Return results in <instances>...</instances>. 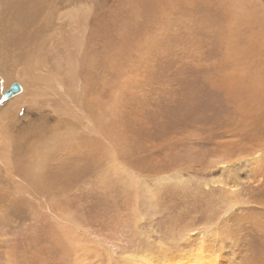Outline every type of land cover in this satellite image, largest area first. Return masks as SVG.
I'll use <instances>...</instances> for the list:
<instances>
[{"label": "rangeland", "instance_id": "374dc122", "mask_svg": "<svg viewBox=\"0 0 264 264\" xmlns=\"http://www.w3.org/2000/svg\"><path fill=\"white\" fill-rule=\"evenodd\" d=\"M6 2L2 6L0 0V98L14 83L21 84L25 98L16 119L11 117L17 124L0 134L5 137L0 146V264H14L11 255H23L36 233L50 246L47 250L63 253L66 243L54 236L57 226L44 216L49 199L80 219L84 230L106 237L121 234L136 242L149 236L156 246V238L171 237L170 231L189 212L198 215L204 206L196 198L218 205L222 190L214 179L224 180L227 188L243 182L249 188V179H240L244 161L234 159L224 170H207L215 135L234 132L241 143L243 139L242 150L262 154L261 185L247 194L264 202V0H242L240 6H233L234 0H157L161 6L155 7L152 0H46L42 13L27 12L31 19L24 18L21 0ZM46 14L50 17L44 18ZM24 28L32 30L26 35L31 39L26 48L16 49V33ZM191 95L200 96V108L206 106L208 117L182 112ZM94 99L103 100L101 111L96 102L88 110L87 100ZM9 100L1 101L0 110ZM34 103L40 112L32 108ZM54 126L66 137L55 146L50 138ZM46 140L51 141L52 157L43 173L33 169L28 156ZM113 145L124 152L127 166L141 181L137 198L114 173L115 162L108 158ZM178 165L182 167L173 169ZM52 170L70 175L61 185L45 179ZM146 189L154 190V209L141 199ZM135 213L144 217L136 226ZM150 213L157 214L158 232L145 224ZM116 220L124 227L105 224ZM249 240L250 252L258 249L263 256L264 236ZM14 249L21 251L16 254Z\"/></svg>", "mask_w": 264, "mask_h": 264}, {"label": "bare ground", "instance_id": "6f19581e", "mask_svg": "<svg viewBox=\"0 0 264 264\" xmlns=\"http://www.w3.org/2000/svg\"><path fill=\"white\" fill-rule=\"evenodd\" d=\"M3 1H5L4 3H7L6 0H2V3H3ZM45 1L46 0H21L20 9H21V12L24 14V18H30L31 17V15H29L27 12L36 11L37 13H39V12L42 13V9H43V5H44ZM234 1H235L234 2L235 4H233V6H240V3L242 0H238V1L234 0ZM4 3L2 6L6 5ZM152 3H153V6H154V4H156L157 6H159V5L161 6V3H158L157 0H152ZM168 3H170V2H168ZM14 6H15V4H14ZM170 6H172V5H170ZM50 8H52V7H50ZM9 15H11V14H9ZM17 17H19V16L17 15ZM45 17L47 18L50 16L48 14H46V16H44V18ZM37 19H38V17H37ZM8 20H10V19H8ZM12 20H13V17H12ZM26 20H28V19H26ZM67 20L71 23L72 19H70V17H69V18H67ZM6 22H7V20H6ZM34 22H35V20H34ZM161 22H163V21H161ZM25 23L26 22L21 24V26H25ZM30 31H32V30H30V28L29 29L24 28L20 32L18 30V32L16 33V38H18V39L16 42H14L12 47H15L16 49H19V48L23 49L22 47L24 45V47L26 48L25 44H28L30 39H31V36L28 37L29 35L28 36H26V35L30 34ZM10 32H11V30H10ZM140 35L141 34L139 32V36ZM0 37H1V35H0ZM44 42L45 41L43 40L42 42L40 41V43H39L41 50H44V47H43ZM19 51H21V50H19ZM30 51H31L30 48L27 49V52H30ZM29 55L30 54H27L26 57H28ZM37 62H39V61H37ZM86 63H88L87 66L90 65L89 60H87ZM124 74H125V72H124ZM124 77H125V81H127L129 79L128 78L129 74L128 75L125 74ZM20 85L17 83V86L19 87L20 91L15 92V93H18V96L20 95L19 98L11 99L13 96L7 98L10 100L8 101L7 105L4 106V108H2L0 110V134H2V129L7 128L9 126V124H11V125L14 123H15V125L17 124V122L13 121L11 119V117H14V119H16L17 113L19 112V109H20L18 107L21 105V103H23V102H21L20 99L22 97L25 98L23 88ZM86 87H87V84L84 85L82 88L83 96L87 92L86 91L87 89H85ZM58 89L62 90L63 88L58 87ZM6 91H4V92H6ZM199 97L200 96L191 95L190 101L183 106L182 112L183 111H190L194 114V116H196V113L199 112L200 117L204 116V115H206L208 117L207 111L205 110L206 106L203 109L200 108V98ZM0 101H1V98H0ZM101 101L95 100V99H94V102H93V100H87V102H88L87 104L89 107L88 110H93L94 103L96 102L98 109H100L99 111H101V103L104 104L102 99H101ZM246 102H248V101H246ZM31 105H33L32 108H34L37 112H40L41 109L39 106H37L35 103L31 104ZM50 105L51 104H47L48 107H50ZM29 108L31 109V107H29ZM211 112H213V111H211ZM99 114L102 116L101 112H99ZM12 115H14V116H12ZM215 116H217V114H215ZM52 118L54 120L55 116H52ZM200 121H201V119H200ZM247 127H248V125H247ZM247 127H245V128H247ZM57 129L58 128H56L54 126V130H53L51 137H50L53 140L52 142L48 141V140H46L44 142L40 141L41 143L39 142L40 144H37L36 149H33L34 151L31 153L30 156H28V158H30V163L33 164L34 170L35 169H38L40 171L42 170L43 173L46 170L47 165H48V161L52 157V153L50 151L51 146L49 145L50 142L52 143V145L54 144V146H55V145H57V141H60L59 140L60 138H62L63 140H66L65 135H63V136L58 135V133L56 132ZM5 130H7V129H4V131ZM232 130L233 129H231V131ZM235 130H236V128H235ZM38 131H40V130H38ZM247 132L248 131H246V135H247ZM44 136L38 135V136H36V138L40 139ZM224 137H228V138H224ZM36 138H34V139L36 140ZM4 142H5V137L0 135V146L4 145L5 144ZM212 142H214V143H211V146H216V148H213V151H214L213 155H212V152H210L211 155L209 156L207 161L208 162L211 161V162L209 163V165H207V170L208 169L212 170V171L213 170H219V169L224 170L226 166L232 165L235 162V160L240 161V162L244 161L245 164L243 165L242 175H240V177L241 176L242 177L245 176V177L244 178L241 177L240 179L243 181H245L246 179H249V180H247V181H249V184H247L249 188L248 189L244 188L243 183H245V182H243V183L241 182L242 184L240 185V187L236 184L233 187V189L229 188V187L227 188L226 182L224 180L222 181L221 179H219V180L214 179V183L221 185V190H222V192H221L222 195L219 196L218 202H216L218 205H216V206H214V204L209 205V202H207V201L203 202L202 199L196 198L195 201L200 202L204 207H201L197 216H192V215L190 216L189 215L190 212H189L184 219H182V220L180 219V221L177 223V226L173 227L174 229L172 231H170L171 237H168L167 234L164 235L165 237H162V238L161 237L156 238V236H155V238H156V244L155 245L156 246H153L154 244H153L152 240H150V238L147 234L146 235L148 236V238L144 237V239H141V242H136L133 239H132V241H129V240L127 241L126 239H124L121 236V234H119V236H110V235L108 236L107 235V237H106V236H103V234L99 231H95L93 229H89V230L82 229L83 228L82 223L78 222V220H80V219H76L72 214L63 210L65 207H63V206L59 207L57 205L55 199H49L44 206V210L46 211V214L44 216L47 217L46 219L49 218L50 222H52V224L57 226V229L53 230L56 233L54 236L59 238L61 242L66 243V245H65L66 248L63 249L62 250L63 253H60V254H59V250L57 249L56 254H55L54 252L47 250V248H49L50 246L46 245V243L43 244L42 239H37V233H36L34 241L29 240L28 247L25 249L26 252L23 251L24 252L23 255H21V253H20V257H13V255L15 253L11 255L12 260L14 259V261H15L14 264H264V255L259 256L260 251L258 249L257 250L255 249V252H250L251 249L249 250V243H250L249 239L250 238H252L256 234H260L261 236H264V202L262 200L258 201V199H256L253 195L248 196V194H247V191H250V192L254 191V189L258 188L261 185V182H262L261 180L263 179V174L261 173V171H262L261 167L262 166L260 163L262 154H260L259 152H256V150L254 151V149L252 152H251V150L249 152L250 148L242 150L241 148H243L242 147L243 146V139H242V143H241L240 142V135H237L234 132L227 133L223 136L215 135L212 139ZM53 150L55 152L60 151V149L57 147L54 148ZM260 151H261V149H260ZM58 153H60V152H58ZM204 153H206V152H204ZM44 156H45V159H44ZM124 156H125L124 152L122 150L118 149L117 147H115L114 145L111 148V150H109V152H108V158L111 161V163H113V161L115 162V168H113L114 173L117 174L119 177L123 178L128 183V186L132 190V194H134V197L137 198L138 192L139 193L141 192V189L138 186L141 184V181L136 178V174L133 171H131L130 168L127 166ZM70 159L71 158H68L65 161H70ZM39 162H40V165L38 167ZM56 163H57V161H51V164L52 165L55 164L54 165L55 167H56V165H58ZM0 164L2 165L1 159H0ZM233 166H235V165H233ZM178 167H182V166L178 165V166H175L173 169L177 170ZM186 167L188 168L189 166L186 165ZM202 170H203V168H202ZM225 172H227V171H225ZM60 173L61 174L57 175L55 170L54 171L52 170V174L50 173L51 175L45 174V176L44 175L43 176L45 177V179L53 180L56 183L58 182V184L62 185L66 181V179L70 175V173L67 172V176L62 171H60ZM196 174H198V173H196ZM229 179H230V177H229ZM237 180H238V178H237ZM160 181H162V180H160ZM201 181L202 180H200V182ZM41 182H43V181H41ZM201 184H203V183H201ZM215 186L216 185H214V187ZM225 186L227 189L224 188ZM201 189L202 188L200 187V190ZM200 190H198V192ZM206 192H209V191H206ZM153 193H154V190L146 189L141 194V199L144 198V199L148 200V206L147 207H149L150 209L151 208L154 209V207H152L153 203H154V198L152 196ZM192 193H194V192H192ZM212 194H214V193H212ZM208 197H210V196H208ZM45 198H46V196H45ZM188 198L193 199L194 197H188ZM192 203H194V202H192ZM54 205H56V207H54ZM188 205L189 204L186 205L187 209L189 208ZM194 208H196V207H194ZM53 209H54V211L52 212ZM197 210H198L197 208L194 209L192 211V214H196ZM165 211H166V209H165ZM181 212H183V211H181ZM178 213H177V215H178ZM135 214L137 216V219L135 218L136 223H134V225L136 226V224L137 223L139 224L140 221L144 222V217L138 213H135ZM156 215L153 214L151 216L152 218L148 221L149 223L145 222V224L148 225L149 231L151 230L150 232H152V231L158 232V228H157L158 225L157 226L155 225L157 222H154V220H157L155 218ZM183 215H182V217H183ZM116 218H117V216H116ZM171 218H172V216H171ZM46 219H44V220L46 221ZM178 220H179V218H178ZM82 221L85 224H88V219L85 218V220H84L82 218ZM173 221H170V222H173ZM105 224L107 226L109 225L111 227L116 226V224L121 226V228L124 227V225H121L120 222L117 220L115 222H111V223L106 222ZM112 224H114V225H112ZM44 230H46V229H44ZM155 230H157V231H155ZM120 231H121V229L119 230V232ZM154 232H152V233H154ZM151 236H153V235H151ZM39 238H41V236ZM145 242H147V244L145 246H142V243H145ZM12 247H14V246H12ZM177 247H181V248H180V250L177 249L178 251L174 252L175 251L174 248H177ZM252 247H254V246H252ZM60 248H61V246H60ZM256 248H258V247H256ZM13 251L16 252V254H17L18 250L14 249ZM19 251H21V250H19ZM6 254L7 253H5V256H6ZM69 255L71 257V260L70 261L65 260V258H67ZM10 257H9V255L6 256L7 259H9ZM16 258H18V259L16 260Z\"/></svg>", "mask_w": 264, "mask_h": 264}, {"label": "water", "instance_id": "95a60500", "mask_svg": "<svg viewBox=\"0 0 264 264\" xmlns=\"http://www.w3.org/2000/svg\"><path fill=\"white\" fill-rule=\"evenodd\" d=\"M16 91L19 92L20 90H19V87L17 86V84L14 83V84H12V85L10 86V88H9L6 92L3 93L2 98H1V101H4L5 99H7V98L13 96V95L15 94ZM3 98H4V99H3ZM1 101H0V102H1Z\"/></svg>", "mask_w": 264, "mask_h": 264}]
</instances>
